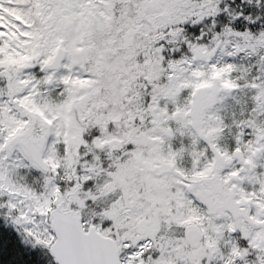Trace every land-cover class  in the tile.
Returning a JSON list of instances; mask_svg holds the SVG:
<instances>
[{
	"label": "snow or ice",
	"instance_id": "1",
	"mask_svg": "<svg viewBox=\"0 0 264 264\" xmlns=\"http://www.w3.org/2000/svg\"><path fill=\"white\" fill-rule=\"evenodd\" d=\"M0 264H264V0H0Z\"/></svg>",
	"mask_w": 264,
	"mask_h": 264
}]
</instances>
